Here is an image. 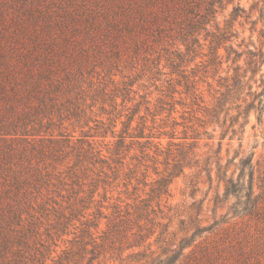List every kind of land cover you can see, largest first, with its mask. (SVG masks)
Masks as SVG:
<instances>
[{
    "label": "trees",
    "instance_id": "1",
    "mask_svg": "<svg viewBox=\"0 0 264 264\" xmlns=\"http://www.w3.org/2000/svg\"><path fill=\"white\" fill-rule=\"evenodd\" d=\"M236 1L0 0V264H104L100 258L108 249L123 262L126 250L142 247L144 252L128 259H149L144 264H264V172L256 178L252 154L240 161L237 179H222L224 197L216 198V205L237 199L231 209L234 217L247 218L246 229L238 232L243 235L233 243L230 228H223L229 224L227 216L204 226L201 203L188 222L180 220L184 236L178 240V233L170 232L173 217L157 223L147 200L126 210L116 205L111 218L97 203L93 218L87 219L100 181L89 185L93 189L87 195L86 162H108L90 141L96 135L82 131L74 141L78 127L91 122L97 130L104 127L100 117L107 103L117 108V89H108L105 81L124 61L133 62L143 53L159 59L166 53L169 60L184 62L197 54L204 36L211 39L209 65L221 67L218 51L236 36L233 23L246 13ZM229 5H234L231 22L222 29L217 18ZM259 10L264 19V8ZM227 50L228 61L234 53L237 64L243 54L233 46ZM247 64L253 75L260 72L262 52H250ZM241 69L234 68L236 80L229 89L238 95L248 85ZM260 88L249 93L253 101L245 109L247 117L252 110L264 112V79ZM98 105L100 113L95 111ZM110 125L115 127V121ZM125 125L120 141L129 135L130 125ZM96 134L107 137L108 132ZM70 157L76 161L63 171ZM174 167L161 194H168L185 168L180 159ZM69 185L72 190L65 189ZM102 219H108L107 231L96 237ZM78 222L83 227L79 235L67 239ZM159 227L157 253L150 240Z\"/></svg>",
    "mask_w": 264,
    "mask_h": 264
},
{
    "label": "rangeland",
    "instance_id": "2",
    "mask_svg": "<svg viewBox=\"0 0 264 264\" xmlns=\"http://www.w3.org/2000/svg\"><path fill=\"white\" fill-rule=\"evenodd\" d=\"M237 3L246 13L233 23L232 33L236 36L218 51L223 61L221 67L209 65L213 58L211 39L206 40L203 36V46L184 62L176 58L169 60L170 56L168 58L166 53L159 59H156L158 55L155 53H143L133 62L124 61L109 76L111 78L106 79L108 89H117V108L114 109L110 102L106 104V114L100 117L105 123L102 129L97 130L96 123L91 122L84 129L78 127L74 134V141L81 137L82 131L96 135L90 141L94 142L95 151L100 152L108 162L105 165H92L91 160L86 162V194L89 195L93 189L89 185L95 180L100 181L95 194L96 202L87 211V219L93 218L97 203L111 218L116 205L126 210L127 205L134 207L147 200L146 203L152 206L149 208L151 217L155 215L157 223L166 224L173 217L170 232L178 233L179 240L184 236L179 232L180 220L188 222L190 216L195 215L198 205L203 203L201 219L204 226L227 216L225 221L229 224L223 228H230L233 243L243 235H238V232L246 229L247 218L234 217V209H231L237 199L231 197L216 205V198L220 195L222 200L224 197L226 182L222 179H237L240 175L243 158L252 154L253 165L259 171L256 178L264 172V112L260 114L259 110H252L249 117L245 113L248 104L253 101L249 93L260 92L261 80L264 79V64L256 75L249 71L247 64L250 52L261 51L264 56V19L259 10L264 8V0H237ZM233 7L229 5L219 13L217 22L220 28L230 24ZM229 46L243 54L237 64L232 62L236 54L230 55V61L227 59L231 52L227 50ZM237 65L242 67L240 74L246 75L244 83H248L241 95L236 90H229L235 84L234 68ZM98 79L96 77L99 82ZM124 90L131 91L125 98L121 96ZM99 107L95 110L97 113H100ZM114 121L116 126L111 128L110 124ZM128 123L129 135L120 141L119 136L127 131L125 124ZM97 132L108 134L102 137ZM179 159L185 166L183 173L173 179L168 194H161L165 189V178L175 170ZM75 161L70 157L62 170L68 171ZM248 179L246 172L244 180ZM65 189L72 190L73 187L69 185ZM255 189L258 194L257 185ZM107 223L108 219L101 220L96 237L104 236ZM81 228L78 222L71 228L67 239L73 240ZM156 230L150 241L154 244L152 251L160 253V245L155 244V240L162 227ZM98 242L103 243V240ZM144 250L143 247L126 250L121 262L118 253L108 249L100 259L104 264H144L149 259L140 262L135 258L128 259V256ZM146 254L150 255V252Z\"/></svg>",
    "mask_w": 264,
    "mask_h": 264
}]
</instances>
